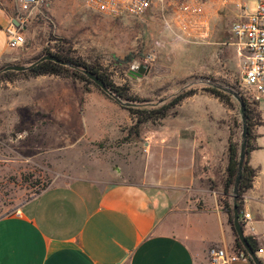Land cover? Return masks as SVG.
Instances as JSON below:
<instances>
[{
    "label": "crops",
    "instance_id": "obj_1",
    "mask_svg": "<svg viewBox=\"0 0 264 264\" xmlns=\"http://www.w3.org/2000/svg\"><path fill=\"white\" fill-rule=\"evenodd\" d=\"M21 14L19 0H0V68L26 64L35 55L8 45L6 29L18 25ZM202 22L208 30L204 15ZM29 32L27 25L26 39ZM207 39L196 43L225 45L227 64L236 63L229 37L212 32ZM33 78H49L43 81L58 87L47 96L72 97L70 78ZM88 97L102 101L96 91ZM232 115L220 98L196 92L154 124L134 177L122 172L116 182L78 178L52 185L1 216L0 264H211V247L239 254L223 210L225 200L233 202L225 186L230 140L238 142ZM250 144L249 165L257 173L242 196L241 211L252 215L244 231L257 242L264 264V125L253 129Z\"/></svg>",
    "mask_w": 264,
    "mask_h": 264
},
{
    "label": "rangeland",
    "instance_id": "obj_2",
    "mask_svg": "<svg viewBox=\"0 0 264 264\" xmlns=\"http://www.w3.org/2000/svg\"><path fill=\"white\" fill-rule=\"evenodd\" d=\"M183 1L155 0L143 17L112 18L90 9L85 0H54L30 17L22 50L35 55L19 65L56 52V44L65 41L73 56L102 68L117 86L151 103L170 100L180 88L202 79L242 95L238 54L236 63L227 64L225 45L176 39L181 32L175 14ZM197 1L210 24L203 28L207 38L215 32L229 42L232 24L244 20L237 7L241 0ZM258 7L259 0H248V15H255ZM131 54L138 58L121 63ZM49 78L12 74L0 80V217L52 185L78 178L116 182L122 172L134 177L143 167L147 135L160 123H146L143 139H137L130 134L131 113L95 83L70 79L71 98L51 97L46 93L58 87L43 81ZM205 87L210 86L195 84L185 90L212 94ZM92 91L102 96L101 102L88 97ZM232 102L230 125L240 145L242 121L233 97ZM256 113L261 119L255 115L254 129L264 125V101Z\"/></svg>",
    "mask_w": 264,
    "mask_h": 264
},
{
    "label": "built area",
    "instance_id": "obj_3",
    "mask_svg": "<svg viewBox=\"0 0 264 264\" xmlns=\"http://www.w3.org/2000/svg\"><path fill=\"white\" fill-rule=\"evenodd\" d=\"M54 0H19L22 14L18 18L19 26L11 24L6 29L8 45L12 49L26 43L23 28L28 25L33 13L48 8ZM155 0H85L90 9L112 18H140L151 9ZM244 20L235 21L231 26V39L228 43L237 48L240 58V84L242 95L250 102L264 101V0H259L258 11L248 15V1H239ZM179 41L196 43L207 39L203 25V6L197 0H184L175 14ZM204 28V29H203ZM243 226L252 222L250 212L241 211ZM211 264H226L236 260H248L249 255L241 251L230 256L225 249L211 247L208 251Z\"/></svg>",
    "mask_w": 264,
    "mask_h": 264
},
{
    "label": "trees",
    "instance_id": "obj_4",
    "mask_svg": "<svg viewBox=\"0 0 264 264\" xmlns=\"http://www.w3.org/2000/svg\"><path fill=\"white\" fill-rule=\"evenodd\" d=\"M58 45V50L54 53L47 54H53L57 56L58 58L69 62L80 69L87 70L89 72H92L96 75H98L108 86V88L118 97L123 99L124 101H130L134 103H140L143 106L141 107H129L126 108L132 115L134 125L130 129V134L134 135L137 139H143L142 136V129L144 125L148 122L157 123L165 118H167L173 109H175L183 100L186 98L194 95L196 93V89L191 90H184L181 93L177 94L175 97L171 98L167 102L159 105V106H150L146 105L148 103H151V101L139 98L137 96H132L129 93V88L123 87V86H117L106 72L98 66H95L93 64H89L86 61L82 60L81 58H77L73 56L70 52V48L68 46V43H65V41H62ZM48 51V50H47ZM46 55V54H45ZM138 58L137 54H131L128 56L124 62L121 63H127L131 64L134 60ZM13 65H19V64H13ZM12 74H28L32 77H39V76H58L62 78H70L73 80H80L82 82L91 83L94 84L91 80L88 79V77L83 74L81 71L63 66L61 64L52 62V61H45L43 63L38 64L37 66L33 67L29 71L26 72H6L2 73L0 75V80L8 78ZM203 90H206L216 97L220 98L226 105L233 107L232 102V96L223 92L222 90H219L214 87H205ZM246 107H247V118H248V124H249V144H248V155L246 158V163L244 165V171L242 175L241 185H240V191H239V199H238V206L241 212V200L243 194L248 191L252 187V181L254 177L256 176L257 171L254 170L249 165V153L253 149L250 142L253 138V129H254V118L255 115L258 116L259 119H261V114L256 113L257 109L259 108V103H250L243 95H242ZM240 125V124H238ZM239 143L234 142L233 139L230 140V147H229V165L227 167V178H226V192L229 193L234 186L235 179L237 177L238 173V160H239ZM39 194V193H38ZM223 210L227 212L230 216V222L233 225L234 215H233V202L230 200H225L223 202ZM234 226V225H233ZM250 245L254 249L255 252L259 251L257 242L252 237H247ZM236 249L246 252L242 244L240 243L238 237L236 238ZM247 253V252H246ZM248 261L251 264H254L250 257H248Z\"/></svg>",
    "mask_w": 264,
    "mask_h": 264
},
{
    "label": "water",
    "instance_id": "obj_5",
    "mask_svg": "<svg viewBox=\"0 0 264 264\" xmlns=\"http://www.w3.org/2000/svg\"><path fill=\"white\" fill-rule=\"evenodd\" d=\"M17 26H19V24ZM45 61H52V62L61 64L63 66H67V67L81 71L83 74H85L88 77L89 80H91L93 83H95L105 94H107L109 97L113 98L118 104H120L121 106H123L125 108L143 106L140 103L124 101L120 97L116 96L108 88L106 83L98 75H96L92 72H89L87 70L80 69L79 67L62 60L53 54L43 55L41 58H39L37 61L33 62L30 65H8V66H5L3 69L0 70V74L6 73V72H26V71H29L30 69H32L33 67L37 66L38 64L43 63ZM142 71H143V68L140 70V72H142ZM195 84L206 85V86H210V87H214V88H217L219 90H222L223 92L231 95L235 99L237 104L239 105V111H240V116H241V121H242V134H241V142H240V146H239L238 173H237V177L235 179V183H234V186L232 189L233 215H234L233 216L234 217L233 225H234V229H235L236 235H237L240 243L244 247L245 251L247 252L249 257L251 258L253 263L254 264H262L261 260L258 258L256 252L254 251V249L252 248V246L250 245V243L247 239V236H246L245 231H244V226H243L242 221H241V212H240V209L238 206L240 185H241L242 175H243V171H244V165L246 163V158L248 155V144H249V124H248V118H247L246 103H245L242 95L238 91L234 90L233 88L222 85L220 83L212 82L210 80H205V79L204 80L202 79L198 82L192 83L191 85H186V86L180 88L178 90V92L176 94L172 95L170 98L175 97L177 94L181 93L186 88L193 86ZM168 100L169 99L166 98V99L159 101L158 103H148L146 105L159 106V105L167 102Z\"/></svg>",
    "mask_w": 264,
    "mask_h": 264
}]
</instances>
